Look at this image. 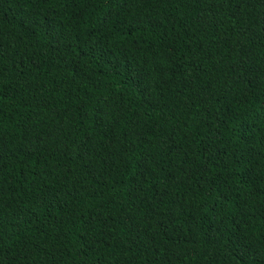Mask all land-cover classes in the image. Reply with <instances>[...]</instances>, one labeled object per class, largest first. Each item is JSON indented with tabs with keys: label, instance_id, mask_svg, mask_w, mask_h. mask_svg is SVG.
Segmentation results:
<instances>
[{
	"label": "trees",
	"instance_id": "1",
	"mask_svg": "<svg viewBox=\"0 0 264 264\" xmlns=\"http://www.w3.org/2000/svg\"><path fill=\"white\" fill-rule=\"evenodd\" d=\"M0 264H264V0H0Z\"/></svg>",
	"mask_w": 264,
	"mask_h": 264
}]
</instances>
